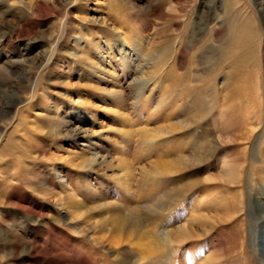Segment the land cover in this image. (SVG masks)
I'll use <instances>...</instances> for the list:
<instances>
[{"label": "rangeland", "instance_id": "1", "mask_svg": "<svg viewBox=\"0 0 264 264\" xmlns=\"http://www.w3.org/2000/svg\"><path fill=\"white\" fill-rule=\"evenodd\" d=\"M0 264H264V0H0Z\"/></svg>", "mask_w": 264, "mask_h": 264}, {"label": "bare ground", "instance_id": "2", "mask_svg": "<svg viewBox=\"0 0 264 264\" xmlns=\"http://www.w3.org/2000/svg\"><path fill=\"white\" fill-rule=\"evenodd\" d=\"M125 220L127 222V228L128 229H131V230L134 229L135 231H138L139 230V227H140V224H139L140 223V219H138V218H128V217L126 218L125 217ZM125 220H124V222H125Z\"/></svg>", "mask_w": 264, "mask_h": 264}]
</instances>
